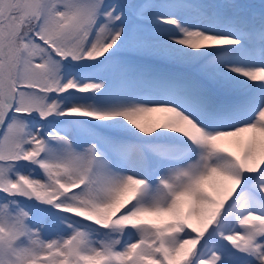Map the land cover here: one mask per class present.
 <instances>
[{
	"label": "snow or ice",
	"instance_id": "snow-or-ice-1",
	"mask_svg": "<svg viewBox=\"0 0 264 264\" xmlns=\"http://www.w3.org/2000/svg\"><path fill=\"white\" fill-rule=\"evenodd\" d=\"M0 264H264V0H0Z\"/></svg>",
	"mask_w": 264,
	"mask_h": 264
}]
</instances>
